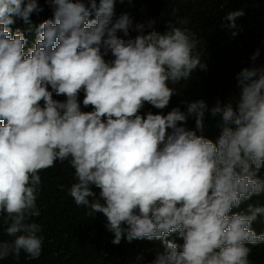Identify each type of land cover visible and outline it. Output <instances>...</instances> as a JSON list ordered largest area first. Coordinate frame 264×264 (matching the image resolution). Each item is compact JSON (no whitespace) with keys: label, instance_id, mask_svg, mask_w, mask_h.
<instances>
[{"label":"clouds","instance_id":"clouds-1","mask_svg":"<svg viewBox=\"0 0 264 264\" xmlns=\"http://www.w3.org/2000/svg\"><path fill=\"white\" fill-rule=\"evenodd\" d=\"M149 1L45 0L52 17L33 24L26 47L10 25L43 8L0 0V217L9 237L0 260L42 254L39 173L57 162L74 169L67 194L88 216L103 214L113 244L162 241L152 264L264 258V68L237 74L235 106L190 100L185 84L207 70L200 32L169 2L155 20ZM132 13L151 20L134 23ZM244 14L229 11L222 27L235 37Z\"/></svg>","mask_w":264,"mask_h":264},{"label":"trees","instance_id":"trees-1","mask_svg":"<svg viewBox=\"0 0 264 264\" xmlns=\"http://www.w3.org/2000/svg\"><path fill=\"white\" fill-rule=\"evenodd\" d=\"M168 2L180 9L178 18L187 20L189 30L200 32L204 45L202 56L206 52L208 57L206 72L195 74L185 84V93L190 100L201 98L208 104L217 98L222 100V106L229 102L235 106L239 92L237 74L245 68H264V0H150L145 7L158 20L159 15L155 13ZM38 3L43 11L33 13L30 23L14 17L15 22L10 25L13 32L19 29L24 33L28 41L26 47L36 38L33 24L38 23L39 18L43 21L52 17V10L45 0H38ZM46 6L47 10L44 9ZM240 9L245 14L237 18L238 34L233 37L229 29L222 27L228 23L222 21V17ZM131 15L134 23L146 24L151 20L136 13ZM257 50L259 55L253 60ZM54 99L63 101L65 97L54 95ZM80 99L82 101L83 93ZM82 109L91 110L83 106ZM218 121L219 118L217 126ZM209 127L205 124V133H210ZM39 174L42 184L37 206L41 215L34 220L42 226V254L37 259H29L22 252L19 260L9 256L0 260V264H152L156 255L163 252L162 241L156 239L128 242L122 238L120 244H113L114 234L106 229L103 214L88 216V209L77 206L67 194L66 189L75 182L74 169L67 162H57ZM259 175L264 176V168ZM59 185H64L65 190L62 191ZM257 203L264 206V195L257 197ZM6 227L0 217V239H9ZM254 263L264 264V258L256 257Z\"/></svg>","mask_w":264,"mask_h":264}]
</instances>
